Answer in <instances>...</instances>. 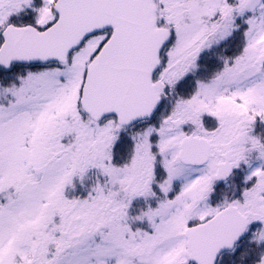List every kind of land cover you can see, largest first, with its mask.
<instances>
[{
    "label": "snow or ice",
    "instance_id": "6c2138e0",
    "mask_svg": "<svg viewBox=\"0 0 264 264\" xmlns=\"http://www.w3.org/2000/svg\"><path fill=\"white\" fill-rule=\"evenodd\" d=\"M0 264H264V0H0Z\"/></svg>",
    "mask_w": 264,
    "mask_h": 264
}]
</instances>
